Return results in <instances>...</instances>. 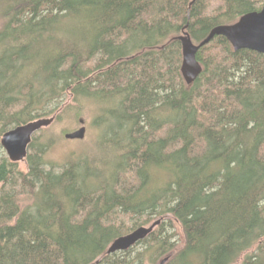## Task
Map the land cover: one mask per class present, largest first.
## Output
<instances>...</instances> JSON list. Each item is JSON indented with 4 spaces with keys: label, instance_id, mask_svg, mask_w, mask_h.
Wrapping results in <instances>:
<instances>
[{
    "label": "trees",
    "instance_id": "obj_1",
    "mask_svg": "<svg viewBox=\"0 0 264 264\" xmlns=\"http://www.w3.org/2000/svg\"><path fill=\"white\" fill-rule=\"evenodd\" d=\"M263 4L0 0V138L90 106L103 151L47 164L41 129L24 167L1 158L0 187L20 185L0 194V264H264V56L215 35L187 85L179 40Z\"/></svg>",
    "mask_w": 264,
    "mask_h": 264
},
{
    "label": "water",
    "instance_id": "obj_2",
    "mask_svg": "<svg viewBox=\"0 0 264 264\" xmlns=\"http://www.w3.org/2000/svg\"><path fill=\"white\" fill-rule=\"evenodd\" d=\"M215 35L225 36L232 44L234 49L248 48L261 53L264 56V4L258 11L246 13L228 26H219L210 31L208 36L199 44L191 43L190 38L185 34L179 36L182 46V59L180 73L187 85L192 84L202 71V66L196 59L197 50L207 44ZM54 121V115L42 117L25 124L15 126L0 138V145L7 155L10 162H21L25 159L28 145L33 135L44 127H48ZM79 123H83L80 119ZM85 127L82 125L77 130L66 132V139H82ZM160 223L157 219L148 226L138 227L131 232L119 236L112 240L106 249V253L127 250L136 242L145 238ZM164 258L160 264H163Z\"/></svg>",
    "mask_w": 264,
    "mask_h": 264
},
{
    "label": "rangeland",
    "instance_id": "obj_3",
    "mask_svg": "<svg viewBox=\"0 0 264 264\" xmlns=\"http://www.w3.org/2000/svg\"><path fill=\"white\" fill-rule=\"evenodd\" d=\"M1 24L2 20L0 19V26ZM56 114L57 113L53 114L54 118ZM80 119L83 120V123L81 124L79 123ZM82 125L85 127V133L82 139H66L64 137V134L66 132H72L74 130H77ZM95 125V111L92 110L90 106H86L85 108H83L81 114L77 117H62V119L58 121H53L48 127L42 128L47 130V133L51 134L56 140L52 148L45 154L46 163L58 165L63 163L71 155H84L85 152L91 150L94 152H97L98 150L99 154L103 153V151L97 148L95 145V141L97 140V137L100 134V131L97 130V126ZM4 157L7 158V155L1 147L0 160ZM18 166L24 167V161L18 162ZM155 181L157 182L158 180ZM19 185L20 182L17 177V174L14 173L12 175V178L10 179V182L8 184H5L3 187H0V194L2 192H10L13 190H17ZM181 244L182 240L181 242H179V246Z\"/></svg>",
    "mask_w": 264,
    "mask_h": 264
},
{
    "label": "bare ground",
    "instance_id": "obj_4",
    "mask_svg": "<svg viewBox=\"0 0 264 264\" xmlns=\"http://www.w3.org/2000/svg\"><path fill=\"white\" fill-rule=\"evenodd\" d=\"M206 9V8H205ZM214 12V11H213ZM209 14V13H208ZM216 14V13H215ZM209 17H210V15H209ZM216 19V18H215ZM223 22V21H222ZM120 252V251H119Z\"/></svg>",
    "mask_w": 264,
    "mask_h": 264
},
{
    "label": "flooded vegetation",
    "instance_id": "obj_5",
    "mask_svg": "<svg viewBox=\"0 0 264 264\" xmlns=\"http://www.w3.org/2000/svg\"><path fill=\"white\" fill-rule=\"evenodd\" d=\"M260 10V9H259Z\"/></svg>",
    "mask_w": 264,
    "mask_h": 264
}]
</instances>
